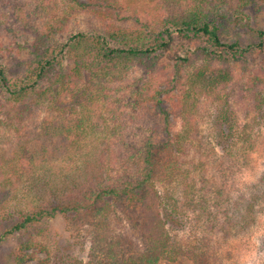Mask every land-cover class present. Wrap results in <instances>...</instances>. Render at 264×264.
Returning a JSON list of instances; mask_svg holds the SVG:
<instances>
[{
    "label": "trees",
    "instance_id": "1",
    "mask_svg": "<svg viewBox=\"0 0 264 264\" xmlns=\"http://www.w3.org/2000/svg\"><path fill=\"white\" fill-rule=\"evenodd\" d=\"M0 2L3 236L64 215L92 237L78 264H245L232 246L264 217V169L236 181L251 138L235 104L264 112V63L248 57L264 54V28L245 45L226 40L219 11L260 17L264 0ZM86 15L92 31L79 27ZM15 32L28 49L4 45ZM58 163L70 167L59 175ZM37 245L24 242L17 263Z\"/></svg>",
    "mask_w": 264,
    "mask_h": 264
},
{
    "label": "rangeland",
    "instance_id": "2",
    "mask_svg": "<svg viewBox=\"0 0 264 264\" xmlns=\"http://www.w3.org/2000/svg\"><path fill=\"white\" fill-rule=\"evenodd\" d=\"M102 0H82V2L99 6ZM129 9L145 2V0H120ZM223 23L222 34L226 40H240L244 45L249 40L254 38L255 29L260 27L264 28V15L260 17L256 16L254 11H250L251 18H243L235 15L231 16L227 8H221L219 11ZM10 14L7 7H3L0 2V31L5 28L6 22L9 21ZM79 27L84 28L87 31H92L90 22L86 17H82L79 21ZM5 37L2 38L5 46H9L10 43L16 42L18 49H28L30 47L31 38L21 32L5 33ZM22 49V50H23ZM264 54H253L248 56L252 65L263 64ZM251 64V63H250ZM243 62L237 65V72L241 75L243 68ZM252 67V66H251ZM256 67V66H255ZM254 66L251 68L255 70ZM254 68V69H253ZM253 75L252 73H249ZM239 101L235 104L236 111L238 113L240 126H244L248 137L251 138V144L248 148L238 149L239 153V167L242 170L237 171L236 181H253L255 180L261 170L264 169V112L259 114L258 112L251 111L249 109L248 101ZM111 109L114 107L109 103ZM106 108V109H105ZM109 110L108 105L103 109L104 112ZM106 118L109 119V112L105 113ZM242 128V127H241ZM245 151V152H244ZM67 164H55L56 172L61 175V170L67 168ZM70 166H68L69 168ZM23 196V203L27 205L34 202V197L28 193ZM187 216H189L187 214ZM192 218V217H191ZM189 219H186L188 221ZM189 224L186 223V228L179 231L182 237L188 236V232L193 230L192 219ZM260 227V228H259ZM257 232L253 233L252 237L246 240H239L235 242L232 248L238 258L240 256L247 255L248 261L245 264H258L257 258L264 256V250L261 249L260 242L264 239V217L260 222ZM6 227L0 222V238L4 235ZM90 232L83 227H77L71 217L59 215L56 218L50 219L45 223L39 224L25 233H19L13 236L4 237L0 242V264H18L17 258L21 254V246L24 242L35 240L38 245L29 250H25L27 253V260L23 264H78L80 261L87 262L91 258V244L92 237ZM244 257V258H245ZM243 259V258H242ZM241 261V258L237 261ZM160 264H194L189 259H180L176 262L162 261Z\"/></svg>",
    "mask_w": 264,
    "mask_h": 264
}]
</instances>
